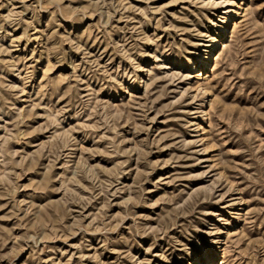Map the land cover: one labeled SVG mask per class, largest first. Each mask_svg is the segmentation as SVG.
Wrapping results in <instances>:
<instances>
[{"label":"rangeland","instance_id":"1","mask_svg":"<svg viewBox=\"0 0 264 264\" xmlns=\"http://www.w3.org/2000/svg\"><path fill=\"white\" fill-rule=\"evenodd\" d=\"M264 264V0H0V264Z\"/></svg>","mask_w":264,"mask_h":264},{"label":"bare ground","instance_id":"2","mask_svg":"<svg viewBox=\"0 0 264 264\" xmlns=\"http://www.w3.org/2000/svg\"><path fill=\"white\" fill-rule=\"evenodd\" d=\"M210 264H215L214 262H211Z\"/></svg>","mask_w":264,"mask_h":264}]
</instances>
